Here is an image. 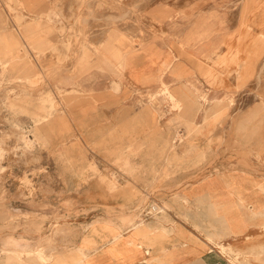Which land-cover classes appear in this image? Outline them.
<instances>
[{"label": "rangeland", "instance_id": "rangeland-1", "mask_svg": "<svg viewBox=\"0 0 264 264\" xmlns=\"http://www.w3.org/2000/svg\"><path fill=\"white\" fill-rule=\"evenodd\" d=\"M122 105L167 145L120 146ZM198 124L264 159V0H0V264H85L86 229L165 213L154 178L198 168L159 162Z\"/></svg>", "mask_w": 264, "mask_h": 264}, {"label": "crops", "instance_id": "crops-1", "mask_svg": "<svg viewBox=\"0 0 264 264\" xmlns=\"http://www.w3.org/2000/svg\"><path fill=\"white\" fill-rule=\"evenodd\" d=\"M130 80L135 83L131 76ZM132 110L118 107L120 122L126 118L129 122L110 128L123 134L117 136L120 143L128 141L120 146L134 143L136 133H145L143 143L149 149L161 148L162 142L151 134L152 125L140 123L147 111ZM211 128L185 126L180 131L188 137L178 146L180 152L170 147L159 162L168 170L181 153L188 165L198 168L194 176L154 178V198L169 205L165 213H152L137 226L123 216L101 220L93 231L86 229L87 243L81 244V236L75 248L86 256L85 264H230V256L237 252L240 256L261 253L264 264V159L257 160L251 148L236 141L235 148L232 143L214 147ZM257 150L264 157V146ZM205 165L208 169H202Z\"/></svg>", "mask_w": 264, "mask_h": 264}, {"label": "built area", "instance_id": "built-area-1", "mask_svg": "<svg viewBox=\"0 0 264 264\" xmlns=\"http://www.w3.org/2000/svg\"><path fill=\"white\" fill-rule=\"evenodd\" d=\"M155 211H156V206L155 205H151L150 208L146 211L145 215H151ZM159 211H161V210H157L156 212H159Z\"/></svg>", "mask_w": 264, "mask_h": 264}, {"label": "bare ground", "instance_id": "bare-ground-1", "mask_svg": "<svg viewBox=\"0 0 264 264\" xmlns=\"http://www.w3.org/2000/svg\"><path fill=\"white\" fill-rule=\"evenodd\" d=\"M162 79H163V77H162ZM41 258H44V257L41 256Z\"/></svg>", "mask_w": 264, "mask_h": 264}]
</instances>
